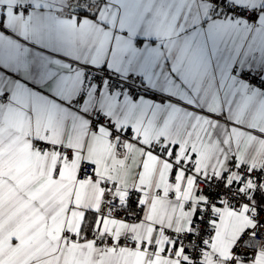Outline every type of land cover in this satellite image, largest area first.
I'll use <instances>...</instances> for the list:
<instances>
[{"label":"crops","instance_id":"1","mask_svg":"<svg viewBox=\"0 0 264 264\" xmlns=\"http://www.w3.org/2000/svg\"><path fill=\"white\" fill-rule=\"evenodd\" d=\"M234 1L261 8L255 27L208 18L203 0H0V264H185L165 231H190L202 197L187 174L171 185L170 163L148 148L202 175L223 174L229 156L264 165V94L235 76L264 78V0ZM87 68L138 74L141 91L86 85ZM95 113L129 137L93 129ZM40 142L71 149L74 163ZM81 161L94 180H77ZM101 181L138 190L141 219L102 217ZM251 226L248 206L216 205L203 264H225ZM92 229L135 247L95 250ZM236 264H264V249Z\"/></svg>","mask_w":264,"mask_h":264},{"label":"built area","instance_id":"2","mask_svg":"<svg viewBox=\"0 0 264 264\" xmlns=\"http://www.w3.org/2000/svg\"><path fill=\"white\" fill-rule=\"evenodd\" d=\"M101 5L108 4L109 0H96ZM208 5V18H214L220 14L225 15L229 20L243 22L248 26L255 27L260 15L261 8L255 4L242 5L234 0H203ZM94 2L87 3V10H94ZM14 12L26 13L27 4L14 6ZM238 79L246 81L252 90L264 94V78L259 70L252 67L239 68L235 71ZM141 77L138 74L126 76H113L107 70L94 68L86 69L85 83L94 86H102L109 94L120 92L124 89L131 90L133 94L141 91L139 83ZM85 87L79 93L75 108L79 109ZM134 96V95H133ZM90 126L98 129L105 127L110 135H117L122 138L129 136L111 122H108L100 113L90 116ZM38 148L41 152L51 150L54 153L64 154L65 165L74 163L73 151L69 148H62L57 144L48 145L47 142H40ZM166 146L154 145L148 150L159 158L167 159L170 163L168 182L171 185L177 183L179 174H187L196 183L198 193L202 197L198 214L192 221L190 231H165L167 239L174 243L177 248L185 250L187 260L185 264H203L207 250V244L213 232L215 221V206L225 205L231 209H238L241 206L250 208L252 226L244 230L234 243L231 254L225 264H236L237 262H250L264 249V165L237 164L234 156L227 158L226 171L221 175H202L194 172L193 161H185L180 157L168 156ZM94 165L81 161L78 164L77 180H94ZM100 186L108 191L102 196L97 212L102 217H114L124 221H139L142 210V194L135 188L123 190L119 183L100 182ZM172 196H175L172 194ZM255 198L258 200L255 201ZM88 240L95 250L108 248L124 249L135 247L132 236L127 234L119 235L117 238L105 236L101 231L92 229L88 234Z\"/></svg>","mask_w":264,"mask_h":264}]
</instances>
